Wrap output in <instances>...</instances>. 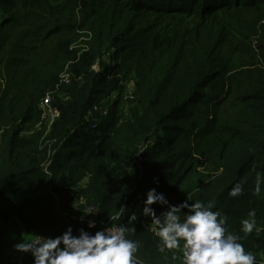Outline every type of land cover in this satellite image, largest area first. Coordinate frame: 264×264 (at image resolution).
Here are the masks:
<instances>
[{
  "label": "trees",
  "instance_id": "obj_1",
  "mask_svg": "<svg viewBox=\"0 0 264 264\" xmlns=\"http://www.w3.org/2000/svg\"><path fill=\"white\" fill-rule=\"evenodd\" d=\"M81 31L92 35L84 50L73 47ZM66 65L73 77L59 85ZM53 89L60 114L43 137L40 102ZM257 173L264 0H0V264H33L13 247L23 235L120 226L110 216L128 214L151 188L174 205L214 202L264 264ZM238 182L243 194L229 196ZM88 207L95 228L78 220ZM153 207L157 215L167 209ZM252 209L256 229L244 234L241 220ZM146 220L131 223L128 236L141 241V264H181L182 253L172 262L157 251Z\"/></svg>",
  "mask_w": 264,
  "mask_h": 264
},
{
  "label": "clouds",
  "instance_id": "obj_2",
  "mask_svg": "<svg viewBox=\"0 0 264 264\" xmlns=\"http://www.w3.org/2000/svg\"><path fill=\"white\" fill-rule=\"evenodd\" d=\"M262 185L264 173H257L255 194L261 193ZM243 191V184L238 182L230 189L229 196L238 197ZM190 200L187 198L174 205L157 188L148 190L142 214L150 217L155 226L159 253L170 255L172 262L179 259L178 253H182L181 264H258L257 257L246 251L240 242L241 237L226 227L227 216L213 210L214 202L189 203ZM157 203L167 205V209L159 215L153 207ZM182 209L190 213L183 219L179 215ZM121 216H110V219L113 222ZM255 216L256 212L252 209L248 218L241 220L242 233L251 234L256 229ZM136 219L137 216L132 215L129 222ZM95 227L96 221L89 220L88 228ZM74 231H78V235ZM130 231V227L121 224L104 227L92 234L84 228L74 230L69 225L62 234L54 237L39 235L27 239L23 235L13 247L18 252L31 253L33 264H141L137 258L141 241L128 238Z\"/></svg>",
  "mask_w": 264,
  "mask_h": 264
},
{
  "label": "built area",
  "instance_id": "obj_3",
  "mask_svg": "<svg viewBox=\"0 0 264 264\" xmlns=\"http://www.w3.org/2000/svg\"><path fill=\"white\" fill-rule=\"evenodd\" d=\"M86 32V40H89L91 38V32L90 31H85ZM84 47H87V44L83 45ZM94 69H99L98 68V64L95 63L93 65ZM73 77V72L71 71L70 67L68 65L65 66V68L61 71L60 73V84H69L71 82V79ZM59 85L56 88H59ZM57 91V89H53V90H49L41 99L40 102V108H41V124L44 126L45 132H44V136L45 137L48 133V131L52 128L53 124L56 122L57 118L59 117L60 114V108L59 106L55 103V95L54 93ZM42 137V138H43ZM41 138V140H42ZM43 144L41 143V147ZM47 158L44 160L43 162V168L45 170L46 173L49 172V167L52 164L51 162V158L53 157L52 155L54 154V151L50 148V146L47 149ZM146 199V194L145 193H140L139 195H137L135 197V199L132 201L131 206L129 207V213L127 214L125 212V210H121L120 212H118L115 216H121L120 220L122 224H125L126 226L130 227L131 230H133L134 226H131L130 224L133 223L134 221H132L131 223L130 221V217L133 216H137L138 217H143L142 214V208H143V201ZM137 208L140 210V212L137 214L134 209ZM91 208H87L86 211H91ZM86 212V213H87ZM79 214L78 220L81 223H84L88 226V221L89 220H95L96 221V226L98 223V220L96 218V212L93 211V213L91 214ZM137 220V219H136ZM135 220V221H136ZM116 222V221H114Z\"/></svg>",
  "mask_w": 264,
  "mask_h": 264
},
{
  "label": "rangeland",
  "instance_id": "obj_4",
  "mask_svg": "<svg viewBox=\"0 0 264 264\" xmlns=\"http://www.w3.org/2000/svg\"><path fill=\"white\" fill-rule=\"evenodd\" d=\"M81 33V36L79 37V39L77 40V42H75V45L73 46V47H81L83 50H84V44H86V42H87V40H86V32L85 31H81L80 32ZM127 87H128V90H129V94H131L132 93V89L134 88V80H131V81H129L128 82V84H127ZM130 96H132V95H130ZM114 98V96L112 95L111 97H110V100H112ZM101 109L103 110V111H106V109H104V107H101ZM47 155H48V153H47ZM54 155V154H53ZM52 155V156H53ZM46 158H47V156H46ZM203 169V168H202ZM205 174H208V172H205ZM134 211L138 214L139 212H140V210L139 209H137V208H135L134 209ZM86 213L87 211H86V208H84L82 211H81V213H79V214H83V213ZM146 223H148V225H151V223H150V221L149 220H146ZM114 227H117V226H114ZM27 239H31V238H27ZM26 256H28L30 259H33V257H32V255H31V253H24ZM33 262V261H32Z\"/></svg>",
  "mask_w": 264,
  "mask_h": 264
}]
</instances>
